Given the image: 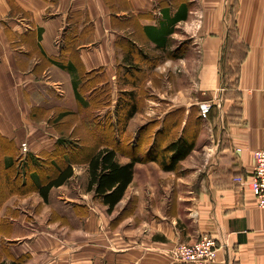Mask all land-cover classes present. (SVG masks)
Segmentation results:
<instances>
[{
	"label": "crops",
	"instance_id": "obj_1",
	"mask_svg": "<svg viewBox=\"0 0 264 264\" xmlns=\"http://www.w3.org/2000/svg\"><path fill=\"white\" fill-rule=\"evenodd\" d=\"M181 12L185 18L158 47L154 32ZM40 60L48 78L36 71ZM176 62L193 65L191 79L173 81L179 92H190L187 101L155 93L163 78L170 87L162 72L156 81L159 67ZM42 87L57 96L63 115L95 100L102 133L109 122L114 133L101 147L139 146L145 155L154 144L185 136L193 148L171 171L143 161L158 176H136L143 166L136 162L111 212L87 189L88 176L81 194L56 191L71 176L47 196L53 212L64 207L69 232L62 239L38 231L39 220L30 222L13 203L42 196L35 187L13 188L15 176L6 173L21 143L30 152L56 144L57 136L50 144L30 139L43 127L26 100L33 102L29 96ZM126 93L136 110L120 129ZM263 95L264 0H0V244L20 264H176L170 257L176 244L207 235L219 246L212 264H264V210L247 184L235 182L247 180L264 144ZM204 100L212 108L202 120L197 104ZM121 157L117 151L126 163Z\"/></svg>",
	"mask_w": 264,
	"mask_h": 264
},
{
	"label": "rangeland",
	"instance_id": "obj_2",
	"mask_svg": "<svg viewBox=\"0 0 264 264\" xmlns=\"http://www.w3.org/2000/svg\"><path fill=\"white\" fill-rule=\"evenodd\" d=\"M182 35V34H181ZM39 67L36 69L39 76L49 77L47 74L48 70L46 68V63L42 60L39 61ZM164 68L159 67V71L155 74L156 81L159 83L161 72L166 75L167 81L170 84V87L166 86V80L163 78V84L160 82L155 86V93L161 95H168L173 97L176 101H187L190 99V92H179L174 85V79H182V75L188 76V79H191L192 76V63H171L168 66H163ZM44 72V73H43ZM45 75H43V74ZM154 80V79H153ZM154 83V81H153ZM186 86V85H185ZM26 89L32 90L29 86H25ZM188 90L187 87H184ZM38 90V89H37ZM41 93L35 92L31 97L32 101L27 99L26 103L30 105L28 110L32 115V120L40 122L37 123V126H42L41 132L32 130L30 134V139L36 140L38 144L42 142H47L50 144L54 136H57V141H61L63 145L69 143L67 148L64 147H55V146H45L37 148L34 151L27 149L25 153L18 151V155L22 157H33L37 159L38 163L35 161V165L31 161L28 163V168L22 173L20 188H29L30 186H36L40 183L41 178L45 176H54L60 169L65 166L66 162L72 160V169H73V178L69 180L63 188H58L56 191L60 192L62 195L66 192H72L74 195L81 194L86 188V176H89L87 171L86 157L90 150H97L101 147V144L104 141L109 139V136L114 135L112 130L105 132L104 128L99 124L100 116H98V108L96 107L95 100L85 102L83 108L76 112H69L68 114H62V108H59L60 102L56 99L57 96L48 90L44 91V88H41ZM185 90V89H184ZM29 92V91H28ZM33 93V92H32ZM56 96V97H55ZM112 96V95H111ZM26 98V95H25ZM93 102V103H92ZM62 106V105H60ZM211 110V109H210ZM65 111V110H64ZM44 121V122H42ZM111 126V123H107ZM106 126V125H105ZM111 128V127H110ZM71 145V148L69 146ZM121 145V143H120ZM126 154H121L122 162H127L131 158L127 154L128 149H124ZM48 154V155H46ZM66 155V156H65ZM26 160V159H25ZM151 161V160H150ZM143 166L134 169L136 176H144L145 172H148L152 176H158V170L154 165L148 164L147 162H141ZM19 169V163L11 171H7L6 176L13 177L16 171ZM4 176V173L3 175ZM21 176V175H20ZM36 176V177H31ZM30 177V178H29ZM34 178V179H33ZM36 178V179H35ZM39 182V183H38ZM19 183V182H18ZM25 184V186H23ZM28 184V185H27ZM17 185H14L13 188H17ZM69 192V193H70ZM91 196V195H89ZM90 198V197H89ZM1 200V196H0ZM51 202L38 200L34 196H27L25 198L15 199L13 205L19 206L22 209V213L26 215V219L32 222L33 219L39 220L40 227L38 231L52 232L60 238H65L69 232L66 228L65 222V211L64 207L58 209L57 213L53 212ZM118 209V207H117ZM12 209L8 210L9 215H13ZM17 212L18 210L15 209ZM14 211V215L16 212ZM122 210L121 212H123ZM35 215V218H34ZM6 231V230H4ZM10 232V229H9ZM7 251L5 245L0 244V264L5 262L9 263L10 259L6 257Z\"/></svg>",
	"mask_w": 264,
	"mask_h": 264
},
{
	"label": "trees",
	"instance_id": "obj_3",
	"mask_svg": "<svg viewBox=\"0 0 264 264\" xmlns=\"http://www.w3.org/2000/svg\"><path fill=\"white\" fill-rule=\"evenodd\" d=\"M185 16L181 12L180 14H176L173 18L168 19L166 21L167 27L161 31L154 32L152 41L156 43L158 47L164 46L168 39H166L167 35L172 33V25L174 22L184 19ZM166 24H164L166 26ZM232 30L228 29V37L229 33ZM231 39V37H230ZM228 42V40H227ZM141 56L144 54H141ZM134 68V67H132ZM235 69V68H234ZM135 70V69H134ZM233 69H228V75L232 74ZM135 71L131 70V73ZM135 75V74H134ZM76 96L78 98L77 90H75ZM127 99H122V103L118 107V112L120 113L119 118H117V123L120 126V129H124L127 121L133 115L136 110V102L132 93H126ZM79 103H82L79 98L77 100ZM212 108V107H211ZM210 113V112H209ZM209 115V114H208ZM208 118V116H207ZM110 121V120H109ZM112 125V122H111ZM109 126L108 130H112V127ZM107 130V132H108ZM114 134V133H113ZM112 140H114V135L109 136L107 140L108 143L111 144ZM69 143L63 145L61 141H56L55 147H64L67 148ZM71 148V145L68 149ZM193 142L190 141L185 136H180L178 139L170 142L165 147H157L155 144L153 147L148 150L147 154L144 155V149H140L139 146L134 149L128 150L127 154L130 156V160L126 163H119L117 159V151L121 154H126L124 149H128V147H120V148H109V147H99L97 150H90L86 157L87 163V171H88V183L87 189L89 191L93 190L94 195L100 198L101 202L107 206V211L111 212L115 205L121 200L124 195V192L130 183L133 176V167L136 162L143 161H159L160 166L163 170L171 171L178 167L179 161L183 160L192 150ZM143 153V154H142ZM142 154V155H141ZM48 155V154H46ZM66 156V155H65ZM26 159V160H25ZM33 161L32 164L35 165V161L38 163L37 159H33V157H28V155L24 158L22 156H17L13 166L7 168L8 171H11L16 167L19 163V169L14 174L15 181H10L11 185L14 186L16 184L20 185V179L22 173L27 170L28 162ZM72 160L70 162H66L65 166L60 169L54 176H45L41 178V181L36 186H30L29 188L35 187L38 189L39 194L42 196L44 201H47L48 192L52 187H58L64 184L73 174L72 169ZM21 175V176H20ZM11 177V176H10ZM8 176V179L10 180ZM36 177V176H31ZM30 178V177H29ZM34 179V178H33ZM36 179V178H35ZM19 182V183H18ZM22 183V181H21ZM28 185V184H27ZM25 186V184H23ZM24 190V188H21ZM10 259L8 264H20V262L15 259L11 254H7ZM1 264H6L2 262Z\"/></svg>",
	"mask_w": 264,
	"mask_h": 264
},
{
	"label": "built area",
	"instance_id": "obj_4",
	"mask_svg": "<svg viewBox=\"0 0 264 264\" xmlns=\"http://www.w3.org/2000/svg\"><path fill=\"white\" fill-rule=\"evenodd\" d=\"M211 107L212 103L208 100L198 102L197 108L200 119H207ZM20 151L21 153L27 151L25 142L20 144ZM254 161L253 169L247 180L237 176L235 182L247 184L257 206L264 210V144L254 152ZM262 234L264 237V228ZM218 250L219 246L216 240L203 235L195 242L176 244L170 252V257L176 264H212L216 260Z\"/></svg>",
	"mask_w": 264,
	"mask_h": 264
}]
</instances>
